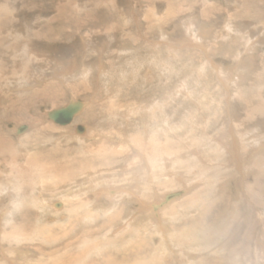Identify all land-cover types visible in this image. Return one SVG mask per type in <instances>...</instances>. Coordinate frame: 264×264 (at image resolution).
I'll use <instances>...</instances> for the list:
<instances>
[{
	"label": "rangeland",
	"instance_id": "1",
	"mask_svg": "<svg viewBox=\"0 0 264 264\" xmlns=\"http://www.w3.org/2000/svg\"><path fill=\"white\" fill-rule=\"evenodd\" d=\"M15 1L22 16L9 29L21 30L26 16L36 27L27 44L39 54L21 57L25 30L11 43L0 35V63L10 68L0 85V188L11 157L22 178L19 189H1L12 221L0 213V264L28 260L22 253L30 264H264V154L248 157L255 175L242 189L216 148L229 125L256 137L251 154L264 144V0ZM192 18L200 45L185 46ZM82 64L105 65L109 76L91 70L88 82ZM238 64L233 87L227 75ZM73 99L86 105L70 125L46 116ZM88 173L116 188L113 200L79 197ZM39 195L61 207L40 208Z\"/></svg>",
	"mask_w": 264,
	"mask_h": 264
},
{
	"label": "bare ground",
	"instance_id": "2",
	"mask_svg": "<svg viewBox=\"0 0 264 264\" xmlns=\"http://www.w3.org/2000/svg\"><path fill=\"white\" fill-rule=\"evenodd\" d=\"M19 1V0H18ZM5 5V6H4ZM4 5H3V7L1 6L0 7V13H2V15L0 14V35L1 34H3V35H6V43L8 42V43H11L12 42V40H17L18 41V39L19 38H21V37H23V32H24V30L27 32V35L25 36V37H27V38H25L23 41V43L21 44V49L20 50H23V53H22V55H21V57H23V59L25 58L26 59V61L27 60H32V58L31 57H33V55L36 53V54H39V50L37 49V48H35L34 47V45H33V43H32V45L33 46H31V43H30V45L29 44H27V43H29V41H31V37H32V34H33V32L32 31H34L35 30V28L36 27H33V26H31V24L29 25V24H27V22H26V19H24L26 16H23L24 18H22V20H21V26L20 27H23V28H21V30H17L16 32H14V31H12L11 30V28L9 29V26L8 25H10V23L12 22V21H10V19H11V17L12 16H15L16 17V15H20V16H22L21 15V13H22V8L20 7L18 10V12L16 11V9H17V5H18V2L17 1H15V0H5L4 1ZM19 7V6H18ZM79 7H81L80 5H79ZM24 12V11H23ZM1 16L3 17V18H1ZM10 17V18H9ZM197 26V24L195 23V19L194 18H192L191 20L189 19V21H186V23H185V25H184V31H185V36H186V40L188 41L186 44H185V46H192L193 44H195V45H200V42L198 41V39L196 38V36H198V35H196L195 37H193V31H194V28H197L196 27ZM202 28L203 29H205L206 27L203 25L202 26ZM25 32V33H26ZM193 34V35H192ZM35 35V34H34ZM37 37V36H36ZM39 37V36H38ZM24 38V37H23ZM35 44V43H34ZM253 44H254V42H252L250 45H249V50L250 51H253L254 49H253ZM256 44V43H255ZM3 45V44H2ZM37 47V46H36ZM20 50H17V51H20ZM12 51V50H11ZM8 52V51H7ZM12 52H14V53H16V51H12ZM117 52V51H116ZM9 53V52H8ZM10 55V54H9ZM250 55V54H249ZM18 56V55H17ZM248 56V55H247ZM1 58V57H0ZM18 58H20V56L18 57ZM17 59V58H16ZM1 60V59H0ZM15 59H13V61H14ZM19 60V59H18ZM2 62H3V60H1ZM20 62H22V61H20ZM30 62V61H29ZM246 61H244L243 63H245ZM18 63H19V61H18ZM26 64V63H25ZM242 68V67H244V64H242V66H240L239 64H238V66H236V69L235 70H233V73H232V75H227L228 77H227V81H228V83H229V85H233V87L234 86H236V82H235V79L236 78H238L239 76H241V73H240V70H238V68ZM19 68V67H18ZM9 69L10 68H8L7 67V65H6V63L4 64V63H0V85H3L2 83H4L6 80L5 79H8V78H6L7 76H6V74H7V72L9 71ZM15 67L14 68H12V72L14 71L15 72ZM25 69V68H24ZM72 69H73V67H72ZM72 69H69V68H67V71L65 72V71H62V73H63V76L64 75H68L69 73H71L72 72ZM78 75H80L83 79H85L86 81H91V79H89L90 77H91V70H95V71H97L100 75H102V74H105L106 76H109V75H107V69H106V66L105 65H102V64H100V66H97V67H95V69L94 68H92V67H86L85 65H83L82 64V66H78ZM13 72V73H14ZM26 72V71H25ZM16 73V72H15ZM23 73V72H22ZM14 75V74H13ZM17 75H18V73H17ZM16 75V76H17ZM21 74H19V76H20ZM15 76V77H16ZM18 76V77H19ZM23 76H24V74H23ZM67 77V76H66ZM5 78V79H4ZM21 78H22V76H21ZM26 77H24V79H25ZM15 79H17V78H15ZM27 79V78H26ZM18 80V79H17ZM22 80H23V78H22ZM21 80H19L18 82H20ZM24 81V80H23ZM27 81V80H26ZM238 81V80H237ZM59 83H61V85H62V83H64V81H58ZM35 84H33V86L34 85H39V87L41 86V81H39V80H37L36 82H34ZM57 83V82H56ZM86 83V82H85ZM22 84H25V81H24V83H21L20 85H22ZM58 84V83H57ZM89 84V83H88ZM19 85V84H18ZM27 85H29V84H27ZM31 86V85H30ZM30 86H28V87H26L24 90L25 91H28L29 90V87ZM32 86V87H33ZM44 86V85H43ZM42 86V87H43ZM18 86L16 85L15 86V89H17L18 90V88H17ZM31 88V87H30ZM22 89V88H21ZM34 94V93H33ZM109 101H110V99H109ZM108 101V102H109ZM70 104H72V105H79V112L78 113H80V111L81 110H83V108H84V106L86 105V104H83L80 100H78V101H76L75 99H73L72 101H71V103ZM69 105H67L66 107H68ZM65 107V108H66ZM61 109H63V108H61ZM57 110H60V109H57ZM54 111H56V110H54ZM122 111V110H121ZM50 113V112H49ZM49 113H47L46 112V116L50 119V117H49ZM78 113H76L75 114V116L73 117V120L75 119V117L78 115ZM51 120V119H50ZM73 120H72V122H73ZM52 121V120H51ZM71 122V123H72ZM70 123V124H71ZM56 124V123H55ZM69 124V125H70ZM240 125V123H237L236 124V126L238 127ZM61 126V125H60ZM68 126V125H67ZM41 127V126H40ZM61 127H65V126H61ZM241 126H239L238 128L239 129H237L236 127H235V125L234 126H231V125H229L228 126V130H227V135H225L223 132H224V130L221 132V134H220V136H219V138H218V140L216 141V148H217V150L218 151H221V153H222V155H223V157H225L227 160H226V162L228 161L231 165H233L234 166V170L237 172V174H239V176H240V179H241V181H239V183H240V185H241V188L242 189H244V186H246V187H248V185H247V180L249 179V176H251V175H255V173H254V171H248V169H246L245 168V166L247 165V159H248V157L249 156H258V155H260L261 153L262 154H264V144L263 143H261V144H258V145H255L254 147V149L253 150H255L254 151V153H252L251 154V151L252 150H250V149H248L249 148V146H250V144L253 142V141H255L256 140V137L254 136L253 138H252V140L251 141H247V139L248 138H251V137H248V136H246L245 135V131H244V128L243 127H241ZM245 127L247 128L248 126L247 125H245ZM80 128V127H79ZM79 128H78V132H80L79 131ZM83 129V128H82ZM240 130V131H239ZM246 130V129H245ZM26 131V127H20V129L19 130H17L16 132L14 131H12L13 133H16L17 135H18V137H22L21 136V134L22 133H24ZM236 132H239V134H236ZM165 134V137L163 138L164 140L165 139H168L167 137H166V133H164ZM61 136H62V138L64 137L65 139H68V140H70V141H75V143H77L78 142V140H79V138H80V135L79 134H77V132H68V131H63L62 133H61ZM226 136V137H225ZM123 139V137L121 138V140ZM64 140V139H63ZM1 141V140H0ZM183 142V141H182ZM253 147V146H252ZM8 150V149H7ZM195 151H198V150H195ZM203 154L204 153H206V154H208V152L206 151V149L204 148V150H203V152H202ZM192 154V153H191ZM1 155V154H0ZM206 156V155H205ZM166 157H162V159H165ZM210 158V157H209ZM15 159L13 158V157H11V159L9 160V161H7L8 162V165H9V173L7 174V172L6 171H3V173L2 174H5L6 175V180H7V182L5 183L6 184V188L8 187L9 189H11V188H15V189H19L18 188V186H19V184H18V182H21L22 181V178H18L17 177V172L16 171H14V169H13V166H14V163H16L15 161H14ZM3 161V160H2ZM138 162V161H137ZM140 162V161H139ZM141 163V162H140ZM144 165H146V163L143 161L142 162ZM0 164H1V162H0ZM136 164V163H135ZM29 166V165H28ZM140 165H138V167H139ZM1 168V167H0ZM245 168V169H244ZM20 169V168H19ZM140 172V171H139ZM89 174V176H87V179L86 180H91V181H89L88 183H89V185H87L86 187H83L82 189H81V191H82V194L83 195H81L80 194V196L79 197H84V195L85 196H88L87 194L88 193H90V191L92 192V197L90 198V199H92V201L89 199V203L88 204H92L95 200H97L98 199V197L102 194V195H104V198H106V199H108V201H111V200H113L114 199V195L116 194V188H114V189H110V187H108L107 185H105L106 186V188L105 187H102V186H104L103 184H104V182L105 181H99L98 180V178H96V176H97V174H93V173H88ZM175 174H177V175H180L179 177H183V179L185 180V179H187V178H190L189 176H188V173L185 171V170H180V171H178V172H175ZM134 175V174H133ZM134 176H136V175H134ZM139 176V175H138ZM179 180H181L180 178H179ZM42 182V181H41ZM13 184V185H12ZM46 184H48V183H46ZM228 184V183H227ZM240 185L238 184V186H239V190L241 189L240 188ZM223 186V185H222ZM228 185H226V187H227ZM224 187V186H223ZM6 188H0V194H1V191L2 190H5ZM55 188V187H54ZM105 189L104 191H101V192H97L99 189ZM2 189V190H1ZM78 189V188H77ZM79 190V189H78ZM96 190V191H95ZM225 190V189H224ZM73 191V190H72ZM75 191V190H74ZM80 191V192H81ZM67 193H68V191H67ZM79 193V192H78ZM66 194V193H65ZM70 194V193H69ZM74 194V193H73ZM77 194V192L74 194V195H76ZM177 195L176 196H179L180 195V193H176ZM179 194V195H178ZM7 195L9 196V197H11L12 196V193L11 192H8L7 193ZM67 196V195H66ZM176 196H174V197H176ZM13 197H14V199L16 200V198H15V194H13ZM75 197V196H74ZM116 197V196H115ZM89 197H87V199H88ZM168 198L169 197H167V200H168ZM11 199V198H10ZM53 200H54V198H52ZM52 199H46L44 196H42V195H39V196H37L34 200H33V202L35 203H37V204H39L38 206H40V208H42V209H45L47 206H49V207H51V208H53L54 210H56L58 207H61L60 206V203L59 202H56V200H55V202H52V201H50V200H52ZM170 199H172V198H170ZM169 199V200H170ZM59 200V199H58ZM13 201V200H12ZM118 202V201H117ZM37 204H35V205H37ZM116 204V203H115ZM144 205V204H143ZM123 207V206H122ZM153 208H154V206H153ZM4 209H1L0 210V213L3 211ZM8 210H7V208L3 211V214L2 215H4L5 216V219L6 220H11L12 221V218H11V214H12V211H9V213L7 212ZM90 212H91V210H90ZM7 214H10V215H7ZM93 216V215H92ZM3 218V217H2ZM0 219H1V216H0ZM158 223V222H157ZM159 228H160V230H161V233L162 234H160L159 235V238L161 239V241H163L164 243L166 242V241H168V236L167 235H163V234H167L168 233V229L167 230H165V226L162 224V226H160L159 225ZM23 237V236H22ZM262 245V244H261ZM174 248H175V246H174V243H173V241L171 240V244L169 243V249L175 254V250H174ZM20 250V249H19ZM23 250V249H22ZM20 255H23V256H26L27 258H28V260H21V261H18L17 263H14L13 261V259L11 258H9L7 261H8V264H30V263H35V261L36 260H33V261H31V259H30V257L27 255V254H20ZM37 262V261H36ZM179 263V262H178ZM177 263V264H178ZM183 264H190V263H184V262H182ZM176 264V263H175ZM180 264V263H179Z\"/></svg>",
	"mask_w": 264,
	"mask_h": 264
},
{
	"label": "water",
	"instance_id": "3",
	"mask_svg": "<svg viewBox=\"0 0 264 264\" xmlns=\"http://www.w3.org/2000/svg\"><path fill=\"white\" fill-rule=\"evenodd\" d=\"M79 110V105L69 104L66 108L50 112L49 117L54 123L61 126H67L72 122L73 117L79 112ZM79 131L83 132V129L80 127ZM176 195V193L168 195V200Z\"/></svg>",
	"mask_w": 264,
	"mask_h": 264
}]
</instances>
